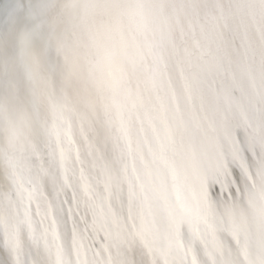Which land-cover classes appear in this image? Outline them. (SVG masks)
<instances>
[{
  "label": "snow or ice",
  "instance_id": "6c2138e0",
  "mask_svg": "<svg viewBox=\"0 0 264 264\" xmlns=\"http://www.w3.org/2000/svg\"><path fill=\"white\" fill-rule=\"evenodd\" d=\"M59 7L0 0L7 45ZM151 11L169 55L130 106L0 154V264H264V0ZM136 32L101 53L113 82L146 68L154 29Z\"/></svg>",
  "mask_w": 264,
  "mask_h": 264
},
{
  "label": "water",
  "instance_id": "95a60500",
  "mask_svg": "<svg viewBox=\"0 0 264 264\" xmlns=\"http://www.w3.org/2000/svg\"><path fill=\"white\" fill-rule=\"evenodd\" d=\"M13 2H16V0H8L9 4ZM140 3L145 5V11L150 13L149 24L146 23L145 18L144 23L154 29V36L151 40L150 46L153 55L150 60L154 59L156 45L161 37H164L166 40V48L163 56L164 59L168 56L169 51L168 38L162 31L159 30L158 27H156L155 15L151 11V6L156 3V0H140ZM57 4L60 6L59 10L50 20L40 25H33L19 29L15 33L14 42L10 47L7 45L4 26L2 23H0V77H2L5 82L4 85H0V154L18 155L21 153L25 154L26 152L23 151L24 146L20 142H15L16 136L13 135L11 129L8 128L7 119L12 109V106L9 105L8 102H10V99L15 100L14 98H17V95L10 96L9 94L8 97H5L7 94V89L10 88L11 91L15 89L11 92L15 94V92L21 88L23 90L26 89L27 91L30 88H33V90L30 92L32 93L36 91L39 94V98L36 100L37 103L42 102V100L47 101L48 97L46 94L39 93L41 84H34L33 76L37 77L38 75L36 76V74L39 71L46 70L48 72L50 86L48 93L50 92L58 96V94L60 95L61 93L60 89H57L59 85L58 76H60V74H64L65 76L70 71L78 69V66L74 65L71 70L70 64L68 63L69 51H63L58 45L55 44L57 35H61L63 32H65V34L69 32L70 34L67 35L66 39L74 42L73 46H75L83 38L89 40L94 39V37L89 36L90 31H96V29L101 34H104V38L100 39L102 41L104 40L105 44H107V42L113 37H118L121 35V32L114 34V32L111 31V27H119L113 26L112 22H110V24L107 22L105 25L96 26V24L101 20L120 18V16L113 14H102L101 16H96L92 21L89 22L88 26H85L79 20L78 0H57ZM3 15V10H0V19L3 18ZM121 20L122 19H120V22ZM134 35L137 39L140 38V35L135 31ZM131 36H133V34H131ZM89 40L88 44H90ZM51 43H53L55 46V54L53 57H51L48 52ZM90 49L92 50V48ZM151 51L149 50L148 56L151 54ZM29 52L33 58H43L49 55L51 57V63H44L41 69L35 70L32 73V65L27 59V53ZM83 53L86 52L79 49L77 52H75V55L79 57L85 67H88L91 62L90 60L85 61ZM150 60H148L147 74L153 77L154 75L156 76V73H154V61ZM12 67L17 68L15 72ZM125 68L127 71H124V77L121 76L119 84L114 85L117 92V97L115 98L110 87L105 83V76L97 67H95V64L91 65L88 77L85 79V81L90 85H93L94 91L96 90V97L93 100L94 102L100 101L99 103L102 104L120 106H130L134 102L137 82V80H135L136 71H134L127 63H125ZM82 71L85 72V69ZM159 74H161V72ZM106 78L109 80L107 72ZM61 96L62 95H60V97ZM63 96L64 97L62 98V103L60 105L62 106L63 110L65 109L67 111L64 112V114H62L59 107L52 109L51 107L48 108L49 105L47 107L46 105H41V108L46 107L42 111L47 112L48 116H50L49 120L43 123V127L50 128L51 126L56 125L59 127L71 126L73 129L76 128L79 120L76 121L74 119V115L68 113V107L70 108L69 102L67 101V98L64 94ZM106 105L100 107L102 111H104ZM101 109L99 110L101 111ZM34 136L38 137L37 134H34ZM3 176L4 168L3 165L0 164V185L3 184Z\"/></svg>",
  "mask_w": 264,
  "mask_h": 264
},
{
  "label": "bare ground",
  "instance_id": "6f19581e",
  "mask_svg": "<svg viewBox=\"0 0 264 264\" xmlns=\"http://www.w3.org/2000/svg\"><path fill=\"white\" fill-rule=\"evenodd\" d=\"M102 15V14H101ZM98 15V16H101ZM149 17L150 13L148 11L146 12L145 19L146 23L149 24ZM120 19L121 22H120ZM94 22V21H93ZM107 22H112L113 26H119V27H111V31L114 32V34H117L121 32V35L118 37H113L110 41L105 44L104 40L102 41L100 38H104V34H101L97 29L96 31H90V36L89 37H94V39L89 40L86 38H83L80 40L75 46H73L74 42H71L70 40H67L66 37L69 32L61 35L56 36V42L55 44L60 47L63 51L68 50L69 57H68V63L70 64L71 70L74 65L78 66V69L74 71H70L68 74L64 76V74H60L58 76L59 78V85L57 89H60L62 95L58 94L56 96L55 94L48 93L49 91V78H48V72L46 70H41L39 71L35 77L33 76L34 79V84H41L39 93H45L46 96L48 97V100H42V102L37 103V99L39 98V94L35 92H30L33 90V88H30L28 91L26 89H19L14 93H11L14 90H10V88L7 89V94L5 97H8L9 94L10 96L12 95H17V98H14L15 100H11L9 105L12 106L10 115L8 116V128L11 129V132L13 135L16 136L15 142L16 143H21L24 148L23 151H26V153H29L33 147H38V142L42 136L46 134L47 127H43V123L47 122L50 118L48 116L47 112L42 111L44 108H46L48 105V108H58L64 114V112H67L65 109L63 110L62 106L60 105L62 103V98L64 97L63 94L66 96L67 101L69 102L68 107V113L74 115V119L77 121L83 116L84 114H89V113H94L96 115H102L103 111L100 107H103L106 104H102L98 102H94L93 100L95 99V92L93 85H90L85 81V79L88 77L90 67L91 65L95 64V67H97L102 74L105 76V83L107 86L110 87L114 97H117V92L115 90L114 85L119 84L120 79L113 82L112 80H108L106 78V71L105 68L106 66L101 62V53L103 52L104 49L108 48H115L119 47L121 44L122 40H127L129 42L132 41L133 36H134V31L136 32V23L139 21L131 20L128 18H125L123 16H120V18H114V19H107V20H101L99 23L96 24V26H102L105 25ZM121 25V26H120ZM93 29V28H92ZM56 32V31H55ZM133 34V36H131ZM88 37V38H89ZM88 40L90 41V44H88ZM92 48V50L90 48ZM54 49L55 46L53 43L50 44V48L48 49L49 55L51 57L54 56ZM79 49L84 50L86 53H83L85 57V61L90 60V65L88 67H85L82 61L79 59L77 55H75V52H77ZM151 51V47H150ZM35 57L33 58L32 55L27 53V59L32 65V73L35 70L41 69L42 65L44 63H51V57ZM153 53L151 51V54L148 56V60L151 59ZM169 55V51H168ZM167 58H164V63H163V69H165V65L167 62ZM80 61V62H79ZM150 61H154L150 60ZM149 62V61H148ZM148 62L146 65V68L143 70H135L136 71V76L135 80L141 75V71H146L148 72L147 66ZM126 63V62H125ZM14 72L16 71L17 68L12 67ZM85 69V72L82 71ZM6 70V69H4ZM127 71V69L125 68ZM162 71H157L156 76L154 75L152 78L157 79L163 72ZM161 72V74H159ZM122 77H124V73L122 74ZM124 79V78H123ZM4 79L0 77V85H4ZM7 86V85H6ZM4 87V86H3ZM30 92V93H29ZM89 98V99H87ZM108 98V97H107ZM93 102H92V101ZM46 105V107L41 108V105ZM101 109V111L99 110ZM34 134H37L38 137H35ZM13 142V143H15Z\"/></svg>",
  "mask_w": 264,
  "mask_h": 264
},
{
  "label": "clouds",
  "instance_id": "9594fccd",
  "mask_svg": "<svg viewBox=\"0 0 264 264\" xmlns=\"http://www.w3.org/2000/svg\"><path fill=\"white\" fill-rule=\"evenodd\" d=\"M78 4L79 20L85 26L101 14L123 16L135 21H141L146 15L145 9L139 7L142 4L140 0H78ZM165 48L166 40L161 37L154 54V73L163 69ZM105 71L108 72L107 67Z\"/></svg>",
  "mask_w": 264,
  "mask_h": 264
}]
</instances>
